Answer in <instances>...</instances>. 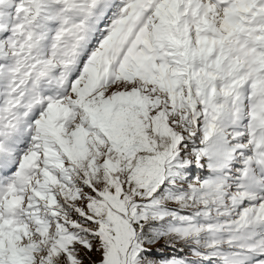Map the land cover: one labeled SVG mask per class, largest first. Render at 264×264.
<instances>
[{
    "label": "snow or ice",
    "instance_id": "1",
    "mask_svg": "<svg viewBox=\"0 0 264 264\" xmlns=\"http://www.w3.org/2000/svg\"><path fill=\"white\" fill-rule=\"evenodd\" d=\"M0 264H264V0H0Z\"/></svg>",
    "mask_w": 264,
    "mask_h": 264
}]
</instances>
